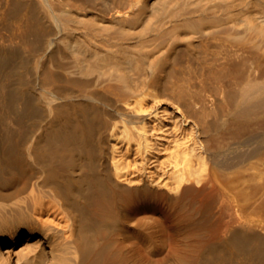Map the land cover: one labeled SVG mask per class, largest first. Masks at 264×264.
Returning a JSON list of instances; mask_svg holds the SVG:
<instances>
[{"label": "bare ground", "instance_id": "6f19581e", "mask_svg": "<svg viewBox=\"0 0 264 264\" xmlns=\"http://www.w3.org/2000/svg\"><path fill=\"white\" fill-rule=\"evenodd\" d=\"M0 264H264V0H0Z\"/></svg>", "mask_w": 264, "mask_h": 264}]
</instances>
